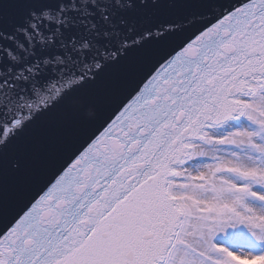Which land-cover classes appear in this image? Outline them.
<instances>
[{"label":"snow or ice","instance_id":"obj_1","mask_svg":"<svg viewBox=\"0 0 264 264\" xmlns=\"http://www.w3.org/2000/svg\"><path fill=\"white\" fill-rule=\"evenodd\" d=\"M0 264H264V0H0Z\"/></svg>","mask_w":264,"mask_h":264},{"label":"water","instance_id":"obj_2","mask_svg":"<svg viewBox=\"0 0 264 264\" xmlns=\"http://www.w3.org/2000/svg\"><path fill=\"white\" fill-rule=\"evenodd\" d=\"M163 19L164 18H161L159 22H163ZM115 76L116 73L114 71L104 74L101 81L93 87L88 97L90 102L94 104L99 111L101 119L86 121L83 116L70 109L65 111L63 123L70 140H78L85 135L95 132L103 122V118L110 114L112 111V104L109 100L106 86ZM46 178L47 173L41 175L34 185L33 191H35Z\"/></svg>","mask_w":264,"mask_h":264}]
</instances>
